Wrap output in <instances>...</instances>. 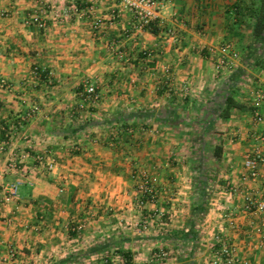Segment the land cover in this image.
<instances>
[{"label": "crops", "instance_id": "0c3cea01", "mask_svg": "<svg viewBox=\"0 0 264 264\" xmlns=\"http://www.w3.org/2000/svg\"><path fill=\"white\" fill-rule=\"evenodd\" d=\"M160 1L151 32L117 0H0V264H210L215 235L264 264V213L243 210L264 174L241 178L264 155L254 0ZM223 44L238 59L217 73ZM140 176L156 199L137 210Z\"/></svg>", "mask_w": 264, "mask_h": 264}, {"label": "built area", "instance_id": "2783aa9c", "mask_svg": "<svg viewBox=\"0 0 264 264\" xmlns=\"http://www.w3.org/2000/svg\"><path fill=\"white\" fill-rule=\"evenodd\" d=\"M121 8L130 11L136 19V27L139 30H147L157 19H159L160 12L165 8V5L160 0H117ZM0 15L6 16L4 13ZM35 23L39 29L45 28V23L37 16H33L31 20L26 23ZM169 35L176 38L172 31H167ZM209 54L215 60V70L217 73L230 70L234 67L235 61L238 59V53L230 44H223L216 47H211L208 50ZM143 55L150 58V52H143ZM168 75V69H165ZM82 97L96 100L98 98L96 88L91 85L84 86ZM263 100L261 91H256L255 96V113L254 119L258 122L262 121V116L258 112ZM28 116V115H27ZM47 169L52 171L55 167L53 162L47 163ZM14 167V166H13ZM242 180L243 181H258L264 174V155L255 150L245 156L242 163ZM20 184H12L6 193V201L16 200L18 198V188ZM156 199V190L151 179L147 176H140V180L135 190V208L137 210L144 209L148 204ZM243 210L247 213H264V199L261 201H254L250 198H245L243 203ZM147 222V221H146ZM146 222L143 224H146ZM168 253L161 251L157 254V258L166 259ZM210 264H245L239 259L232 247L226 243L220 235L213 237V253Z\"/></svg>", "mask_w": 264, "mask_h": 264}, {"label": "trees", "instance_id": "16d2710c", "mask_svg": "<svg viewBox=\"0 0 264 264\" xmlns=\"http://www.w3.org/2000/svg\"><path fill=\"white\" fill-rule=\"evenodd\" d=\"M250 9V17L254 20L252 35L255 41H262L264 38V0H254L251 3ZM147 30L153 31L152 26H150ZM259 65V62L256 63ZM226 114V113H225ZM5 129V128H4ZM222 149L221 147H216L214 150V158L216 161H219L221 158ZM197 215L199 217L203 216L207 212V201L206 198L203 196L200 199V204H198L197 208ZM126 257V256H125ZM127 264H129L127 260Z\"/></svg>", "mask_w": 264, "mask_h": 264}]
</instances>
